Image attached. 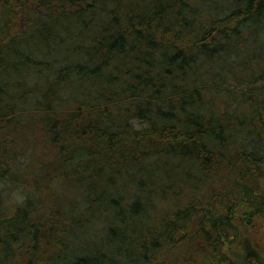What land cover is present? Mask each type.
Masks as SVG:
<instances>
[{
  "label": "trees",
  "instance_id": "1",
  "mask_svg": "<svg viewBox=\"0 0 264 264\" xmlns=\"http://www.w3.org/2000/svg\"><path fill=\"white\" fill-rule=\"evenodd\" d=\"M0 264H264V0H0Z\"/></svg>",
  "mask_w": 264,
  "mask_h": 264
},
{
  "label": "rangeland",
  "instance_id": "2",
  "mask_svg": "<svg viewBox=\"0 0 264 264\" xmlns=\"http://www.w3.org/2000/svg\"><path fill=\"white\" fill-rule=\"evenodd\" d=\"M222 1H226V0H222ZM225 5V4H224ZM224 8H226L225 6H220L219 7V11H223ZM2 194V202L3 204H5L6 206L13 204L14 202H16V204L18 202H22V199L25 192L23 190V187H5L4 189H2L1 191Z\"/></svg>",
  "mask_w": 264,
  "mask_h": 264
}]
</instances>
